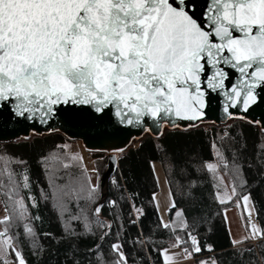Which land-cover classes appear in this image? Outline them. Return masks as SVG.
Instances as JSON below:
<instances>
[{
  "label": "snow or ice",
  "instance_id": "snow-or-ice-1",
  "mask_svg": "<svg viewBox=\"0 0 264 264\" xmlns=\"http://www.w3.org/2000/svg\"><path fill=\"white\" fill-rule=\"evenodd\" d=\"M199 7L196 0H0V132L20 120L48 124L72 108L94 114L101 136L107 134L105 125L113 118L124 127H144L146 120L195 122L205 117L210 93L223 97L228 118H235L231 109L248 112L264 101V0H205L198 16ZM232 72L238 77L229 87L226 81ZM60 147L65 155L51 153L43 158L46 167L58 161L66 170L60 176L50 174L58 211L63 215L74 202L79 213L72 220L83 221L91 231V212L100 227L110 229V224L99 220L103 208L97 205L99 183H92L82 157L68 154V145ZM215 155L217 163L205 167L219 180L217 187H223L217 193L219 203H232L239 195L237 188L233 184L229 191L219 176V167L227 169L229 163L219 149ZM235 160L232 175L244 185ZM13 163L25 162L0 154V195L6 197V215L0 219V264H27L10 234L14 218H28L25 202L18 198ZM77 166L80 174L67 171ZM28 181L25 173V189ZM235 206L246 214V235L233 238V247L264 240V229L252 220L256 209L251 194L241 195ZM171 207L175 208L174 201ZM136 212L143 215L141 209ZM175 215L176 222L161 221L162 226L186 229L184 213ZM65 229L72 234L69 224ZM24 232L35 236L27 223ZM189 241L191 246L185 247ZM171 247L181 251L163 249V264H180L181 258L190 260L201 252L191 232L187 239L177 236ZM260 247L264 249V244ZM208 250L212 251L210 246ZM111 251L112 264H128L121 244L114 243ZM97 259L105 264L102 255Z\"/></svg>",
  "mask_w": 264,
  "mask_h": 264
},
{
  "label": "trees",
  "instance_id": "trees-1",
  "mask_svg": "<svg viewBox=\"0 0 264 264\" xmlns=\"http://www.w3.org/2000/svg\"><path fill=\"white\" fill-rule=\"evenodd\" d=\"M66 141L60 133H51L0 143V154L25 162L13 163L11 168L16 174L18 198L24 200L28 218L25 221L14 218L10 234L17 239L27 264H99V255L105 264H112L114 243L122 245L128 264H163L162 250L172 248L177 236L187 239L189 232L197 237L201 247V252L190 259L195 264L213 259L218 264H264V249L260 247L264 240L233 247L223 216V210L232 203L217 201L219 180L205 168L207 163H217L216 149L223 152L229 167L221 165L219 176L225 174L232 186L235 184L239 194L235 198L251 194L256 221L264 229V132L258 125L234 119L223 125L165 129L159 138L145 134L119 154L115 171L106 182L101 185L99 181L101 192L97 205H103L99 220L111 228L100 227L97 217L89 212L91 231L85 229L83 221L71 219L79 213L74 202L69 203V211L63 215L54 205L50 164L46 167L43 158L51 153L65 155L60 146ZM233 157L242 169L244 185L232 175ZM55 162L52 166L59 170L58 176L63 175L66 170ZM154 162L164 165L166 182L175 202L168 218L171 221L177 210L182 211L186 229H165L159 220L153 202L157 191L151 167ZM80 167L67 171L80 174ZM25 173L29 177L27 189L23 187ZM57 183L63 181L57 180ZM0 197L2 202L6 199L3 195ZM136 209H141L143 215H138ZM25 223L33 228L34 237L25 234ZM66 224L71 226L72 234L66 231ZM184 246L190 247V241ZM209 246L212 251L208 250ZM249 248L251 252L244 251ZM10 260H15L12 254Z\"/></svg>",
  "mask_w": 264,
  "mask_h": 264
},
{
  "label": "water",
  "instance_id": "water-1",
  "mask_svg": "<svg viewBox=\"0 0 264 264\" xmlns=\"http://www.w3.org/2000/svg\"><path fill=\"white\" fill-rule=\"evenodd\" d=\"M196 3L201 5L197 9V15L199 16L204 11L203 5L205 0H196ZM231 77L229 81H226L229 87L236 82L238 74L232 72ZM208 100L209 106L205 109L206 115L202 120L189 122L165 119L161 124L146 120L144 127H124L116 124L113 118L111 124L105 125L107 134L102 136L97 134L96 125L98 124V119L94 114H90L88 109H64L65 115L50 121L48 124L32 123L23 120L10 124L6 130L0 132V143L28 139L32 135L42 136L60 133L69 140L80 142L84 150L89 152H122L130 147L134 140L140 139L145 134L159 138L165 129L178 128L184 130L204 124L223 125L234 119L245 120L258 125L261 131L264 132V101L253 105L246 113L238 109H231L230 111L235 118L230 119L223 112V97L220 94L210 93ZM121 149L122 151H120ZM116 162L117 158L115 155L107 157L106 170L100 179L101 185L114 173Z\"/></svg>",
  "mask_w": 264,
  "mask_h": 264
},
{
  "label": "rangeland",
  "instance_id": "rangeland-1",
  "mask_svg": "<svg viewBox=\"0 0 264 264\" xmlns=\"http://www.w3.org/2000/svg\"><path fill=\"white\" fill-rule=\"evenodd\" d=\"M65 139L67 141L64 143V145L69 146L68 147V154L78 155L79 152L81 151L80 154H81V157L83 158L84 167L87 168L88 175H91L92 183H94V184L99 183L102 174L106 170L107 157L109 155H115L117 158L119 156V154L121 153V152H106V151L89 152V151L84 150V148L82 147L80 142L69 140L66 137H65ZM137 140H134V141H137ZM82 149L84 151H82ZM86 152L90 153V157ZM55 163H56L55 161L50 163L49 170L51 171V174L55 173V175L58 176V174L60 173L59 170H57L55 168V166H52ZM214 163H216V162H214ZM151 167H152L154 179L156 182V188H157V191L154 195L155 199H153V202H154V206L157 210L159 220H160V222L163 221L165 223L172 224V223L177 221L175 214L177 211H180V210H177L175 212L172 220L170 221L168 218V211L171 208V204H172L173 200L171 197V192H170L168 185H167V182H166L165 167L162 163H159V162L152 163ZM94 170H96V171H94ZM97 173H98V175H97ZM223 175H225V174H223ZM54 202H55L54 205H56L55 200H54ZM66 213H64V214H66ZM242 214H243V216H245V219H243V220H244V222H246V214L243 211H242ZM5 215H6V213L4 210V205H3L2 199L0 197V219H2ZM252 220L257 226H259L258 222L256 221V218H255V213H253ZM177 228H180V227H177ZM0 230H2L1 226H0ZM254 242L255 241H253L252 243H254ZM173 252H180V250L179 249L177 250V248H170V253H173ZM12 255L14 256V254H12ZM162 258H163V256H162ZM9 259H10V256H9Z\"/></svg>",
  "mask_w": 264,
  "mask_h": 264
},
{
  "label": "crops",
  "instance_id": "crops-1",
  "mask_svg": "<svg viewBox=\"0 0 264 264\" xmlns=\"http://www.w3.org/2000/svg\"><path fill=\"white\" fill-rule=\"evenodd\" d=\"M212 163H214V162H212ZM221 177L223 178L224 185H226L228 190L230 191L231 187H232V184H231V181H230L229 177L227 175H221ZM222 190H223V187L219 188L216 191V197H217V193L218 192H222ZM236 200H239V199L234 198V201L232 202V205L230 207L225 208L223 210L224 219H225V214L227 215V218H228L227 221H225V222H226V225H227L231 240L233 238L240 239L244 235H246L245 222L241 218L243 216L242 209H238L235 206V201ZM226 204H229V203H226ZM250 242H253V241H250ZM173 253H178V252H173ZM180 264H194V263L191 260H184L183 258H181L180 259Z\"/></svg>",
  "mask_w": 264,
  "mask_h": 264
}]
</instances>
